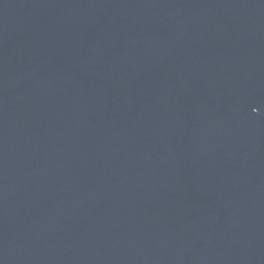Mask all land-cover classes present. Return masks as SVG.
I'll return each mask as SVG.
<instances>
[{
	"label": "water",
	"instance_id": "1",
	"mask_svg": "<svg viewBox=\"0 0 264 264\" xmlns=\"http://www.w3.org/2000/svg\"><path fill=\"white\" fill-rule=\"evenodd\" d=\"M0 264H264V0H0Z\"/></svg>",
	"mask_w": 264,
	"mask_h": 264
}]
</instances>
